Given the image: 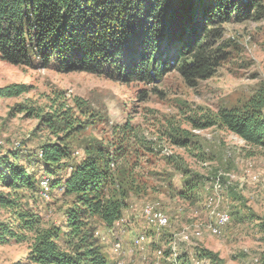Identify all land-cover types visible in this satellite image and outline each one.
<instances>
[{
    "label": "rangeland",
    "instance_id": "obj_1",
    "mask_svg": "<svg viewBox=\"0 0 264 264\" xmlns=\"http://www.w3.org/2000/svg\"><path fill=\"white\" fill-rule=\"evenodd\" d=\"M261 6L250 20L222 26L214 47L223 58L220 67L192 85L174 71L145 84L65 73L56 64L44 68L34 54L29 66L0 59V88L27 87L19 97H0V156L13 150L33 156L55 143L70 151L72 164L82 162L90 144L117 153L113 169L128 194L126 222L111 230L94 222L104 254L110 259L112 251L116 264L126 253H144L145 264H178L182 254L191 264H212L205 250L222 264H264V156L235 135L204 126L264 86V0ZM42 180L37 210L46 223H60L72 198L50 196V180ZM146 207L160 211L167 225L151 226ZM223 211L230 221L217 235L212 229ZM12 221L0 208V224ZM133 230L134 241L144 235L145 242L127 249L124 238ZM117 241L123 253L114 251ZM29 255V242L0 244V264H29Z\"/></svg>",
    "mask_w": 264,
    "mask_h": 264
},
{
    "label": "trees",
    "instance_id": "obj_2",
    "mask_svg": "<svg viewBox=\"0 0 264 264\" xmlns=\"http://www.w3.org/2000/svg\"><path fill=\"white\" fill-rule=\"evenodd\" d=\"M260 8L261 0H0V59L29 66L34 54L44 68L56 64L65 73L145 84L174 71L192 85L211 79L220 67L223 58L214 47L222 26L246 22ZM25 92L26 86L11 85L0 88V97ZM204 126L233 134L264 156V86ZM85 153L72 164L70 151L55 143L33 156L20 150L0 156V208L14 219L0 224V244L29 242V264L111 263L94 222L111 230L128 208L113 169L120 158L92 144ZM44 176L50 196L72 198L60 223H46L37 210ZM202 256L222 264L211 251ZM176 262L191 264L186 254Z\"/></svg>",
    "mask_w": 264,
    "mask_h": 264
},
{
    "label": "bare ground",
    "instance_id": "obj_3",
    "mask_svg": "<svg viewBox=\"0 0 264 264\" xmlns=\"http://www.w3.org/2000/svg\"><path fill=\"white\" fill-rule=\"evenodd\" d=\"M149 205V204H148ZM155 207V206H154ZM157 209V208H156ZM214 213V212H213ZM143 216L146 217L147 219H149V224L151 226H154V225H157L156 223H158L160 226H165L167 225V217H162L164 216L160 211H157L155 209H152L150 207H146L144 212H143ZM145 218V219H146ZM230 221V217H229V214L227 213V211H223L222 213L218 214V217L216 218V223H215V227H213L212 229V232L214 234H217L219 233L220 229L224 226H226L228 224V222ZM158 225V226H159ZM212 227V226H211ZM154 230V229H153ZM223 230V228H222ZM218 235V234H217ZM146 236V235H145ZM199 236V235H198ZM184 237V236H183ZM189 237V236H188ZM187 238V236H186ZM197 238V236H196ZM146 240H147V237H146ZM134 241V240H133ZM182 241V240H181ZM144 242H145V237L144 235H139L136 237L135 241L132 242V246H133V243H134V246L136 247H141L142 245H144ZM183 242V241H182ZM176 243V242H175ZM120 244V245H119ZM120 246H121V250L123 251V246H122V242L121 241H117L115 242L114 244V251L116 253H120ZM135 247V249H136ZM142 249V248H141ZM145 249V248H144ZM139 251V249H137ZM136 250V251H137ZM121 251V252H122ZM123 253V252H122ZM132 254V253H131ZM134 254V253H133ZM139 254V253H137ZM143 255V254H142ZM164 255V253H163ZM162 255V256H163ZM166 255V254H165ZM118 256V255H117ZM161 256V255H160ZM171 256V255H170ZM169 257V256H167ZM118 258V257H117ZM170 259V258H169ZM118 260V259H117ZM171 261V260H170ZM152 262V261H151ZM175 262V261H174ZM116 264V262H115ZM120 264V263H119Z\"/></svg>",
    "mask_w": 264,
    "mask_h": 264
},
{
    "label": "crops",
    "instance_id": "obj_4",
    "mask_svg": "<svg viewBox=\"0 0 264 264\" xmlns=\"http://www.w3.org/2000/svg\"><path fill=\"white\" fill-rule=\"evenodd\" d=\"M126 220L124 219V215L122 217V219L120 220V225L121 228L123 227V223H125ZM120 229V227H115V231H118ZM137 231L133 230L132 232H129L128 235L125 236L124 238V242L126 243V248L129 249L130 246H132V242L135 238V236L137 235ZM111 250V249H109ZM144 254V253H143ZM110 256V264H115V262H117L116 257L113 256L112 251L109 253ZM123 264H145L144 259H143V255L141 253L139 254H135V255H130L128 253H126L123 258H122Z\"/></svg>",
    "mask_w": 264,
    "mask_h": 264
},
{
    "label": "built area",
    "instance_id": "obj_5",
    "mask_svg": "<svg viewBox=\"0 0 264 264\" xmlns=\"http://www.w3.org/2000/svg\"><path fill=\"white\" fill-rule=\"evenodd\" d=\"M162 217H165V216H162ZM119 245H120V244H119ZM121 251H122V250H121V246H120V253H121Z\"/></svg>",
    "mask_w": 264,
    "mask_h": 264
}]
</instances>
